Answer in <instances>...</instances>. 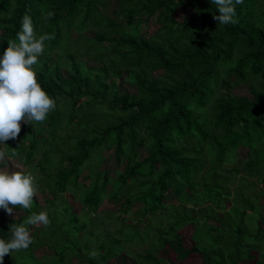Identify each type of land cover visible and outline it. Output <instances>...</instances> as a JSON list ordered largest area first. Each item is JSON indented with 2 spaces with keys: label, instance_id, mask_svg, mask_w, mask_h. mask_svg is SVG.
I'll return each instance as SVG.
<instances>
[{
  "label": "trees",
  "instance_id": "1",
  "mask_svg": "<svg viewBox=\"0 0 264 264\" xmlns=\"http://www.w3.org/2000/svg\"><path fill=\"white\" fill-rule=\"evenodd\" d=\"M26 14L37 37L54 34L34 68L56 107L0 148L52 198L13 206L17 219L0 210V237L33 212L46 210L51 223L26 225L33 243L3 264H106L120 255L170 264L168 254L264 264V0H242L227 25L211 0H0V53L19 43ZM150 19L157 28L145 38ZM121 79L134 94L119 91ZM242 86L249 96L235 93ZM112 150L125 163L115 177L102 169ZM105 200L116 213L99 211ZM41 247L52 256H36Z\"/></svg>",
  "mask_w": 264,
  "mask_h": 264
},
{
  "label": "clouds",
  "instance_id": "2",
  "mask_svg": "<svg viewBox=\"0 0 264 264\" xmlns=\"http://www.w3.org/2000/svg\"><path fill=\"white\" fill-rule=\"evenodd\" d=\"M216 5L215 19L221 24L236 23V5L242 0H211ZM51 15V13H49ZM19 43L9 41L0 53V146L15 139L21 132V120L27 123L47 119L56 107L52 97L38 81L34 68L45 51V41L54 39V34L44 33L37 37L33 20L29 15L22 18L21 30L17 32ZM12 156L0 148V210L13 214L14 207L31 209L36 195V177L32 171L10 170ZM46 210L33 212L25 223L10 226L11 238L0 237V264L6 254L27 249L33 243L26 225H48Z\"/></svg>",
  "mask_w": 264,
  "mask_h": 264
},
{
  "label": "rangeland",
  "instance_id": "3",
  "mask_svg": "<svg viewBox=\"0 0 264 264\" xmlns=\"http://www.w3.org/2000/svg\"><path fill=\"white\" fill-rule=\"evenodd\" d=\"M118 8V4L115 1H112L110 3V7H109V11L107 12L109 15L114 16V10H117ZM187 15V12L183 9H179L177 11V15L176 18L178 20H182L185 16ZM157 25H155L154 19H150L147 22H145L143 25H141V29H140V33L145 37V38H149L153 32L156 30ZM92 64V63H90ZM119 91L120 92H127V93H135V88L133 85H130L128 83L122 82V79L119 82ZM235 93L237 95H243V96H249V90L247 87L242 86V87H238L237 89H235ZM27 123L24 120L21 122V124ZM241 155V157L244 158L245 156V152L243 150L239 151V156ZM146 156L145 151L143 150L141 152V154L139 155L140 160L143 159ZM104 157H105V161L102 164V169L107 171V175L109 177H115L117 172H123L124 171V167H125V163L124 161L118 162L114 156L113 150L112 151H108L104 153ZM9 169L10 170H26V167L22 166L20 164V162L14 158L11 159V161L9 162ZM87 172H83L82 176L83 178H85L87 176ZM82 182L88 183V180H81ZM261 188V187H260ZM36 195L35 198L37 200V202L41 205V206H45L47 203V200H50L51 194L46 190L44 193L41 192V190L36 186ZM231 190H233V186L230 187ZM68 199H70V203L73 205V209L76 213H79V211L82 209L81 204H79L77 201H75L72 196H67ZM174 198L171 192H169V195L167 196V202H173ZM99 211H107V212H113L116 213L117 212V206L114 203H110L108 200L103 201L102 205L99 208ZM7 216L11 219H17L20 216H23V213L18 210V209H14L13 214H8ZM127 217L129 218H133L132 216V212L130 211L127 214ZM39 225H35V226H40ZM33 228L34 227H30V233L33 232ZM180 233L182 235V240L184 243L185 247H190L193 245V240L191 238V235L193 233V228L190 225H186L184 226L181 230ZM132 251L136 250V251H141L140 248H138L137 246H132L131 248ZM36 256L38 257H42V256H52V252H50L47 247H41L36 251ZM168 261L170 264H202V259L200 258V256L198 254H192L189 257H187L185 260L181 261V260H175V258L173 257L172 254H168ZM71 264H78V260L76 257L71 259ZM106 264H134L132 258L126 256V255H120L110 261H108Z\"/></svg>",
  "mask_w": 264,
  "mask_h": 264
},
{
  "label": "bare ground",
  "instance_id": "4",
  "mask_svg": "<svg viewBox=\"0 0 264 264\" xmlns=\"http://www.w3.org/2000/svg\"><path fill=\"white\" fill-rule=\"evenodd\" d=\"M237 146V145H236ZM36 201V200H35ZM53 209V208H52ZM99 209V208H98ZM72 237V236H71ZM163 246V245H162ZM161 251V250H160ZM156 253V252H155ZM70 261V260H69Z\"/></svg>",
  "mask_w": 264,
  "mask_h": 264
}]
</instances>
